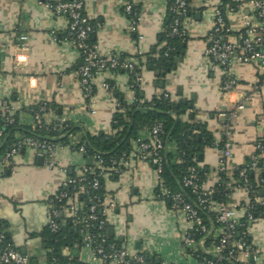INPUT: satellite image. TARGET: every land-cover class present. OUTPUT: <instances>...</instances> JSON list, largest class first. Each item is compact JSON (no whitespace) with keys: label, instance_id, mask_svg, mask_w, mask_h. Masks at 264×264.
<instances>
[{"label":"crops","instance_id":"obj_1","mask_svg":"<svg viewBox=\"0 0 264 264\" xmlns=\"http://www.w3.org/2000/svg\"><path fill=\"white\" fill-rule=\"evenodd\" d=\"M66 0H0V109L4 103L13 106L21 124L33 125L30 108L41 102L51 105L46 120L66 118L78 128L56 155L57 168L49 169L46 159L39 162L34 150L25 149L13 159L10 167L0 164V224L7 237L31 264H49L47 228L50 219L48 200L64 189L68 178L89 165L86 156L71 144L79 145L86 134H113L118 98L106 92L105 81L116 86L129 104L135 98L126 72H105L94 80L92 102L84 100L80 85V52L73 46L55 41L62 38L69 25L66 16H56L46 4ZM135 1L141 9L139 32L130 31L125 14L127 2ZM171 0H84L86 16L96 24L94 44L101 55H126L143 66L142 96L151 102L165 92L174 103L181 101L189 109L181 120L205 128L215 142L226 140L222 111L232 110L242 102L244 108L230 122L232 157L224 173L235 181L231 168L244 165L255 152V144L264 140V80L258 63L238 64L233 75L238 86L225 94L223 75L205 54L206 36L214 23V11L222 0H191L192 13L187 22L188 41L170 77L164 80L148 65L164 47L163 34L169 23ZM244 13L252 15L246 6ZM236 16L231 17L233 24ZM26 36L25 41L21 37ZM181 60V61H179ZM170 85L160 86V82ZM54 106V108H53ZM95 110L94 114L92 111ZM197 132V131H196ZM177 150L169 146L170 154ZM202 154L203 160H200ZM199 155L200 167L210 170L208 185L221 181L218 169L223 152L205 146ZM91 164V161H90ZM104 192L115 208L107 211L108 232L112 239L131 250H139L161 264L191 262L182 248L187 221L169 203L156 199L154 167L137 161L122 175L105 178ZM245 199L234 192L229 203ZM254 243L262 249L253 264H264V221L252 229ZM124 239V240H123ZM139 246V248L137 247ZM63 255L84 264H92L91 253L80 243L63 250ZM94 264V263H93ZM100 264V263H98Z\"/></svg>","mask_w":264,"mask_h":264},{"label":"built area","instance_id":"obj_2","mask_svg":"<svg viewBox=\"0 0 264 264\" xmlns=\"http://www.w3.org/2000/svg\"><path fill=\"white\" fill-rule=\"evenodd\" d=\"M224 1L214 11V23L206 36L205 54L220 68L222 91L228 94L238 86L232 73L238 64L258 63L264 80V0H228L233 4H225ZM246 6L252 9V15L244 13ZM46 7L54 15L69 19L65 35L62 38L55 36V41L71 45L80 52L82 64L79 78L85 101L92 102L96 91L94 80L105 72H126L133 80L130 90L134 94L136 88H142L143 66L136 59L121 60L120 55H101L96 45L89 43L95 27L86 16L84 0L48 3ZM124 11L130 22V31L142 41L144 37L139 32L142 12L139 5L135 1L127 2ZM169 11L172 22L166 30V45L175 38L185 40L188 37L186 26L192 13L191 0H171ZM232 16H236L237 23L231 22ZM26 39V36L21 37L23 41ZM166 56H169L168 53ZM102 87L111 94L116 91V86L108 81L103 82ZM164 97L170 99V93L165 92ZM243 108L244 104L240 102L232 110L219 114L226 137L222 143H214L223 152L219 173L228 170L227 160L232 157L233 147L228 139L231 135L230 122ZM116 111H123L117 101ZM49 112L47 103L41 105L36 113L35 110L30 111L34 128L37 124L41 128L50 125L54 134L43 139L19 135L12 148L0 156L2 167H10L13 159L26 148L44 157L49 169L57 168L56 155L64 146L58 140L67 136L65 131L71 122L66 118L48 121L45 116ZM92 112L96 113L95 110ZM0 120L7 127L20 121L15 117L13 106L8 103H4L0 109ZM4 132L5 129H0V144L4 143ZM167 135L164 125L158 123L141 133L128 154L111 157L107 162L101 154L91 158L90 165L70 176L64 189L48 200L50 232L55 235L61 231L60 218L71 219L78 226L80 244L91 253L92 264H158L143 252L128 249L102 235L108 229L107 211L116 206L113 201L107 200L105 192L102 194V180L124 174L137 161L154 167L156 199L169 203L186 218L187 231L182 239V248L191 262L181 264H253L252 260L258 259L262 253V249L253 241L252 229L256 222L264 221V143L257 141L255 152L249 160L242 166L231 168L237 178L225 184L227 200L215 201V186L224 183L220 185L219 181L212 186L207 182L200 184L193 167L189 168L179 190L174 191L165 184L164 164L167 163L171 144ZM71 145L82 155H87L84 144L78 149L77 144ZM250 173L255 176V183L249 179ZM234 192H243L245 199L239 203H229ZM0 264H31V258L7 240L5 230H0ZM49 264L62 263L52 257Z\"/></svg>","mask_w":264,"mask_h":264},{"label":"trees","instance_id":"obj_3","mask_svg":"<svg viewBox=\"0 0 264 264\" xmlns=\"http://www.w3.org/2000/svg\"><path fill=\"white\" fill-rule=\"evenodd\" d=\"M224 2L225 4H233L232 1L228 0ZM170 5L171 2L169 7ZM168 15L169 23L166 30H168L172 22V13L170 11ZM92 24L96 31V24L94 22H92ZM95 31L89 37V43L91 45H95L93 41ZM187 41L188 37H186L185 40L175 38L166 45L165 31L163 34L164 47L157 58L149 60L148 65L160 72H167L168 70L173 71L177 66L175 61H178L177 58L180 57L185 50ZM166 53H168L169 56H166ZM120 58L121 60L130 59L126 55H120ZM132 81L131 79L130 83H132ZM111 84L114 85L113 83ZM116 93L117 90L113 94L118 98L123 111L115 114V132L113 134H86L82 142L77 146V149L83 144L86 146L88 151L86 158L88 160L94 158L96 154H101L107 162L111 157H120L124 153L128 154L135 140L140 137L143 131L150 130L155 124L162 123L167 131L168 141L170 143L174 142L177 145L176 152L174 154L169 153L167 155V163L164 164L163 179L165 180V184L174 191L179 190L182 180L188 175V170L191 167L195 168L200 184L208 181L210 170L206 167H200L199 155L203 153L205 146H214L215 140L205 128H197L196 125L181 120V116L189 109L188 104L183 101L174 103L171 99H166L164 93L151 102H145L141 88H136V101L129 104L120 94ZM43 104L44 102H41L40 104L32 106L30 111L35 110L36 113ZM47 104L49 110H51V105L49 103ZM35 113H33V115ZM15 117L19 120L17 113ZM0 129H5L4 143L0 144V156L4 154L5 150L12 148L19 135L25 137L35 136L43 139L54 134L51 131L50 125L41 128L40 125L37 124V127L34 128L33 125H24L21 124L20 121L11 127H7L5 126V122L0 120ZM77 130L78 128L71 124L65 131L67 136L58 140V142L68 144L69 135L76 134ZM262 142L264 143V140ZM220 178V185L224 184L222 186H215V201L227 200L226 194L228 192L225 190V184L229 183V178L224 173H220ZM249 179L252 183L256 182V178L252 173L249 174ZM102 184L105 185L104 180H102ZM186 192L188 193V191ZM103 193L104 190L102 189V194ZM60 225L61 231L55 235L47 228L49 262L52 257H55L62 264H84L75 258L63 255L64 249L73 246L75 243H80V236L77 231L78 226L73 224L71 219L65 220L64 217L60 218ZM4 229V225L0 224V230ZM102 235L106 236L108 240H114L110 237L108 229L103 231ZM64 237L67 238L65 239ZM7 240L12 243L8 237Z\"/></svg>","mask_w":264,"mask_h":264},{"label":"water","instance_id":"obj_4","mask_svg":"<svg viewBox=\"0 0 264 264\" xmlns=\"http://www.w3.org/2000/svg\"><path fill=\"white\" fill-rule=\"evenodd\" d=\"M181 61V60H179ZM176 64H178V61H175ZM176 69V68H175ZM174 69V70H175ZM172 74V71L171 70H168L167 72H160V71H157V76L159 77H162L164 80H166L168 77H170ZM170 85V81H166V82H160V86L163 87L164 85ZM54 108V106H53ZM200 160H203V156L202 154L200 155ZM44 161V157H40L39 158V162L40 163H43ZM90 161H92L91 159H89V165H90ZM124 240V239H123ZM137 247L139 248V246L137 245Z\"/></svg>","mask_w":264,"mask_h":264}]
</instances>
